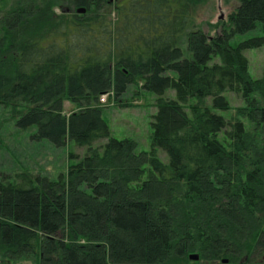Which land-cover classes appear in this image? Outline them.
I'll list each match as a JSON object with an SVG mask.
<instances>
[{
	"label": "trees",
	"instance_id": "obj_1",
	"mask_svg": "<svg viewBox=\"0 0 264 264\" xmlns=\"http://www.w3.org/2000/svg\"><path fill=\"white\" fill-rule=\"evenodd\" d=\"M237 1L211 38L188 31L200 0H0V109L87 148L58 180L1 174L0 264H264V71L230 44L264 0ZM131 87L156 97L149 152L103 118Z\"/></svg>",
	"mask_w": 264,
	"mask_h": 264
},
{
	"label": "rangeland",
	"instance_id": "obj_2",
	"mask_svg": "<svg viewBox=\"0 0 264 264\" xmlns=\"http://www.w3.org/2000/svg\"><path fill=\"white\" fill-rule=\"evenodd\" d=\"M238 5L237 0H200L194 9L188 31L201 30L211 38L216 36L222 29H229V15ZM62 10L72 12L71 0H59L56 13L60 14ZM230 44L233 48H243L251 76L261 79L264 71V25H259L256 30L246 34L234 36ZM185 46L186 37L183 41V47L186 48ZM135 94L136 88L131 87L123 98L136 105L129 108L109 105L108 97L104 96V101L100 100L106 106L103 118L113 138L132 139L137 143L139 152H149L152 149L153 117L158 112L156 97L151 93H143L138 98ZM170 95L174 97L171 90L166 93V96ZM227 97L233 109L243 105L239 96L228 94ZM73 110L75 106L67 103L65 111L68 113ZM34 131L35 129L19 130L10 120L9 112L0 109V176L28 173L58 180L61 174L68 171L70 164L78 163L87 152V148H79L74 141H68L61 148L48 141H34L31 139ZM158 157L163 163H168V156L164 151L158 150Z\"/></svg>",
	"mask_w": 264,
	"mask_h": 264
},
{
	"label": "water",
	"instance_id": "obj_3",
	"mask_svg": "<svg viewBox=\"0 0 264 264\" xmlns=\"http://www.w3.org/2000/svg\"><path fill=\"white\" fill-rule=\"evenodd\" d=\"M77 12H78L79 14H85V13H86L85 9H79ZM189 259H190L191 261H193V262H198V261L200 260V256H199V254L194 253V254H191V255L189 256ZM222 263H223V264H227V263H228V260H224Z\"/></svg>",
	"mask_w": 264,
	"mask_h": 264
},
{
	"label": "built area",
	"instance_id": "obj_4",
	"mask_svg": "<svg viewBox=\"0 0 264 264\" xmlns=\"http://www.w3.org/2000/svg\"><path fill=\"white\" fill-rule=\"evenodd\" d=\"M102 101H104V97L102 98Z\"/></svg>",
	"mask_w": 264,
	"mask_h": 264
},
{
	"label": "flooded vegetation",
	"instance_id": "obj_5",
	"mask_svg": "<svg viewBox=\"0 0 264 264\" xmlns=\"http://www.w3.org/2000/svg\"><path fill=\"white\" fill-rule=\"evenodd\" d=\"M68 12L70 11V10H67ZM71 12V11H70Z\"/></svg>",
	"mask_w": 264,
	"mask_h": 264
}]
</instances>
